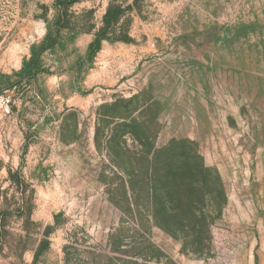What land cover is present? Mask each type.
Here are the masks:
<instances>
[{
	"label": "rangeland",
	"instance_id": "rangeland-1",
	"mask_svg": "<svg viewBox=\"0 0 264 264\" xmlns=\"http://www.w3.org/2000/svg\"><path fill=\"white\" fill-rule=\"evenodd\" d=\"M0 264H264V0H0Z\"/></svg>",
	"mask_w": 264,
	"mask_h": 264
},
{
	"label": "trees",
	"instance_id": "trees-1",
	"mask_svg": "<svg viewBox=\"0 0 264 264\" xmlns=\"http://www.w3.org/2000/svg\"><path fill=\"white\" fill-rule=\"evenodd\" d=\"M107 12H109V11H107Z\"/></svg>",
	"mask_w": 264,
	"mask_h": 264
}]
</instances>
